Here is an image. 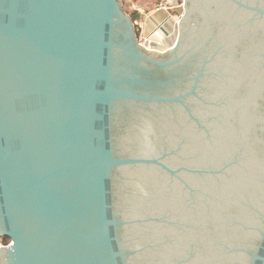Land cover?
<instances>
[{
  "label": "water",
  "instance_id": "95a60500",
  "mask_svg": "<svg viewBox=\"0 0 264 264\" xmlns=\"http://www.w3.org/2000/svg\"><path fill=\"white\" fill-rule=\"evenodd\" d=\"M176 30L0 0V264H264V0H184Z\"/></svg>",
  "mask_w": 264,
  "mask_h": 264
},
{
  "label": "built area",
  "instance_id": "2783aa9c",
  "mask_svg": "<svg viewBox=\"0 0 264 264\" xmlns=\"http://www.w3.org/2000/svg\"><path fill=\"white\" fill-rule=\"evenodd\" d=\"M183 5H184V0H158V2L155 4L153 8L147 13V16L150 17L154 14L157 13H166L170 16L175 17L174 25H173V30L171 33L165 38L159 40V41H151L149 40L146 36L143 34V29L141 25L138 23H135V26H137L140 30V34L138 35V43L143 46L146 49L149 50H155V51H166L170 49L176 40V25L177 22L182 14L183 11ZM135 12H138L139 15L141 16L143 12L139 8L134 9ZM9 246V242L5 243L2 239H0V248H5Z\"/></svg>",
  "mask_w": 264,
  "mask_h": 264
},
{
  "label": "rangeland",
  "instance_id": "374dc122",
  "mask_svg": "<svg viewBox=\"0 0 264 264\" xmlns=\"http://www.w3.org/2000/svg\"><path fill=\"white\" fill-rule=\"evenodd\" d=\"M120 1L122 2L123 10L125 11L126 14H128L129 16L132 13L138 14L135 21H133L136 33L138 35L140 34L139 28L137 26H135V23H137V24L139 23L143 29V34H145L146 28L148 27L147 21H151V19L148 20L147 13L151 10V8H153L155 6L156 2H154L153 0H120ZM135 8L141 9L143 14L140 16L138 12L134 11ZM164 16H165L164 13H158V14L152 15V18H153V20L161 21V19H163ZM167 27H168V30L170 32L171 27H173V22L170 23L169 26H167ZM137 38H138V36H137Z\"/></svg>",
  "mask_w": 264,
  "mask_h": 264
},
{
  "label": "crops",
  "instance_id": "0c3cea01",
  "mask_svg": "<svg viewBox=\"0 0 264 264\" xmlns=\"http://www.w3.org/2000/svg\"><path fill=\"white\" fill-rule=\"evenodd\" d=\"M158 14V13H157ZM164 17L163 19H161V21H156V20H153L152 16L148 17V20L151 19V21H147L148 23V27L146 28V33L144 34V36H146L149 40L151 41H159L163 38H165V36L169 35L171 33V31L173 30L171 27V31L167 33H164L161 31L160 28H163V29H168L167 26H169L170 23L173 22V25H174V21H175V17L174 16H170L166 13H164Z\"/></svg>",
  "mask_w": 264,
  "mask_h": 264
},
{
  "label": "trees",
  "instance_id": "16d2710c",
  "mask_svg": "<svg viewBox=\"0 0 264 264\" xmlns=\"http://www.w3.org/2000/svg\"><path fill=\"white\" fill-rule=\"evenodd\" d=\"M154 2H158V0H153ZM138 16V14H136V13H132L131 15H130V17H131V19H132V21H135V19H136V17ZM162 32H164V33H167L168 32V29H162L161 30ZM136 35L138 36V34L136 33ZM5 243H7V242H9L8 241V239H2Z\"/></svg>",
  "mask_w": 264,
  "mask_h": 264
}]
</instances>
